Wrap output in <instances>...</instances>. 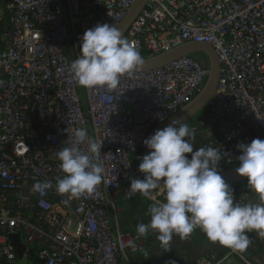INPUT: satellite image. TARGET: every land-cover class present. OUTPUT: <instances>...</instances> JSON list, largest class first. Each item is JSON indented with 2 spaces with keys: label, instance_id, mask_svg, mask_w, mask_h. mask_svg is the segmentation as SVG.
<instances>
[{
  "label": "built area",
  "instance_id": "obj_1",
  "mask_svg": "<svg viewBox=\"0 0 264 264\" xmlns=\"http://www.w3.org/2000/svg\"><path fill=\"white\" fill-rule=\"evenodd\" d=\"M133 2L4 0L9 18L0 30V264L18 257L8 234L19 235L24 255L32 250L43 264H134L127 251L146 249V236L121 230L119 201L128 197L131 179L144 178L139 164L148 133L202 89L209 68L186 54L122 76L115 90L77 85L70 64L80 54L83 33L98 23L118 27ZM124 37L141 55L186 43L212 48L219 64L216 89L205 118L190 129L201 136L194 151L219 150L220 172L239 163L238 143L264 140V0H146ZM81 127L103 141V180L93 192L69 199L55 190L64 175L57 150L70 146ZM80 147L87 151V142ZM45 180L53 187L35 191ZM231 187L236 202H258L247 182ZM164 195L133 196L155 203ZM247 234L252 243L244 253L224 247L209 264L231 257L264 264V238Z\"/></svg>",
  "mask_w": 264,
  "mask_h": 264
},
{
  "label": "clouds",
  "instance_id": "obj_2",
  "mask_svg": "<svg viewBox=\"0 0 264 264\" xmlns=\"http://www.w3.org/2000/svg\"><path fill=\"white\" fill-rule=\"evenodd\" d=\"M81 41L80 54L70 64L72 79L81 87L115 90L122 76H132L145 63L139 49L112 24H96L83 33ZM194 139V131L177 118L144 140L150 150L139 164L144 178L131 179L126 195L149 196L160 190L165 195L163 202L149 205L150 220L138 222L136 231L140 236L154 231L161 246L167 248L174 235L187 238L199 228L210 242L244 253L252 243L247 233L254 231L264 238V140L237 144L241 154L235 173L246 177L247 186L258 194V202L241 204L219 171V150L200 147L194 151ZM84 142L87 151L81 150ZM102 142L90 138L81 127L74 131L70 146L57 150L64 173L57 178V193L72 199L95 190L103 180ZM52 187L45 180L37 182L34 190Z\"/></svg>",
  "mask_w": 264,
  "mask_h": 264
},
{
  "label": "water",
  "instance_id": "obj_3",
  "mask_svg": "<svg viewBox=\"0 0 264 264\" xmlns=\"http://www.w3.org/2000/svg\"><path fill=\"white\" fill-rule=\"evenodd\" d=\"M145 3L146 0H134L131 8L126 13V16L118 25V28L121 30L123 36L130 22L141 11ZM193 53H203L208 59L209 73L205 84L203 85L202 89L197 93V95L193 99H191L187 104H185L178 111V113L170 117L164 123H161L156 127H154L152 131L148 133L147 138L151 137L157 130L163 129L164 127L168 126L173 119L182 118L183 120H185L186 123H188L191 119H193L196 115H198L203 109H205L207 102L209 101V99L211 98V96L213 95L216 89L218 73H219L218 71L219 64L212 48L208 44L186 43L179 47L170 49L166 52L153 55L149 58H145L144 65L136 70V71L151 70L166 65L182 55L193 54ZM143 151L144 154L146 155L150 150L144 145ZM235 168L236 167L224 169L223 171H221L223 178L230 186L247 180L246 177H240L239 175H237L235 173ZM7 238L10 241L11 245L14 247L17 256L22 257L25 252V246L21 242L19 235L8 234ZM27 255L37 264L44 263V260L39 259L32 250H28Z\"/></svg>",
  "mask_w": 264,
  "mask_h": 264
},
{
  "label": "crops",
  "instance_id": "obj_4",
  "mask_svg": "<svg viewBox=\"0 0 264 264\" xmlns=\"http://www.w3.org/2000/svg\"><path fill=\"white\" fill-rule=\"evenodd\" d=\"M126 111H129V107L126 108ZM200 139V135H195L193 143H198ZM131 207L141 208L135 206ZM129 208L130 207H127V209ZM120 209L124 211L126 208L121 205ZM147 240L148 244L146 249L136 253L135 255H132L134 264H209L213 261L212 256H219L224 252L223 246L219 245L218 243H210L206 235L198 229H195L193 233L187 238H181L179 235H177L174 243L170 242V245L167 248H158L169 250L168 253H170V256L168 260L161 259L159 257H153L151 254L147 253L150 248H153L151 247V239L147 238ZM154 249L158 250L155 247ZM32 262L37 264L33 260Z\"/></svg>",
  "mask_w": 264,
  "mask_h": 264
},
{
  "label": "rangeland",
  "instance_id": "obj_5",
  "mask_svg": "<svg viewBox=\"0 0 264 264\" xmlns=\"http://www.w3.org/2000/svg\"><path fill=\"white\" fill-rule=\"evenodd\" d=\"M3 2L4 0H0V19L2 18V15L4 13V7H3ZM201 119H198L196 116L192 119V121L188 122V126L193 127V126H198V122ZM190 127V128H191ZM186 139V138H185ZM187 155V154H186ZM121 206V205H120ZM117 219L118 223L120 225V228L122 231H127V232H137L136 231V226L138 222H144L147 223L150 220V215L148 214V209H141V208H134L130 207L129 209H125L124 211L120 209L117 212ZM177 235L173 236V239L171 243H174ZM147 238L151 239L152 246L153 248H150V250L147 252L151 254L153 257H159L161 259H169V254L166 249H158V248H165L161 246V242L157 239V234L154 231H150L149 234L146 236ZM157 248L158 250L154 249ZM128 255L130 258H132V255H135L136 253L132 254L128 252ZM16 262L13 264H34L32 260H30L26 255H23L22 257H17ZM224 264H243L240 260H238L236 257H231L227 262Z\"/></svg>",
  "mask_w": 264,
  "mask_h": 264
},
{
  "label": "trees",
  "instance_id": "obj_6",
  "mask_svg": "<svg viewBox=\"0 0 264 264\" xmlns=\"http://www.w3.org/2000/svg\"><path fill=\"white\" fill-rule=\"evenodd\" d=\"M3 7H4V9H3L4 10V13L2 15V18L0 19V30L1 31H3L6 28V26L8 25V18H9L8 12L5 9L4 2H3ZM190 55L192 57H194L195 59H197L203 65H206L207 67H209V65H208V59H207V57L203 53H193V54H190ZM151 56H153V54H151V53H143L142 54L143 59L149 58ZM205 82H204V84H205ZM196 95H194L191 99H193ZM205 116H206V107L198 115H196V117L198 119H204ZM190 121H192V119ZM237 166H239V163H235L233 165L226 166L224 169H229V168H233V167H237ZM244 182H247V180H245L243 182H240V183H244ZM240 183L235 184V185H232V186L239 185ZM151 204H152V202H149L146 199H144L142 197H139V196H133L131 198L126 197L125 199H122V200L119 201V205H122L125 208L131 207V206H135V207H141V208L146 209V210L148 209L149 205H151Z\"/></svg>",
  "mask_w": 264,
  "mask_h": 264
}]
</instances>
